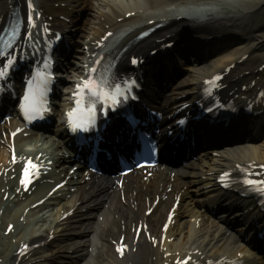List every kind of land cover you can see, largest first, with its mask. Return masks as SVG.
<instances>
[{
  "label": "bare ground",
  "instance_id": "6f19581e",
  "mask_svg": "<svg viewBox=\"0 0 264 264\" xmlns=\"http://www.w3.org/2000/svg\"><path fill=\"white\" fill-rule=\"evenodd\" d=\"M4 1L9 2L11 0H0V14L6 10ZM220 1L222 0H116L114 6L122 10V17L125 12H135V15L132 16L129 21L131 23H145L150 20H155L156 22L165 24L170 34H174L183 23H186L193 27L192 29L198 32L201 38H205L208 35L217 37L216 44L205 51L203 50V53H201L207 55V58H195L194 54L190 53L188 56L192 58L191 62H187L182 57L179 58L182 61L179 67L183 70H185L186 67L185 75L179 83H181V87H188L189 85V92H197L202 81L206 77L217 71L223 70L231 64L236 65V70L232 77L233 79L237 78L242 70L248 72L252 71L250 75L247 74V76H243L236 82L244 84L245 82L250 83L252 80H255L257 85H259L264 81V70L256 73L252 68L257 69L264 62V33L256 34V36L250 38L246 36L241 26L242 19L231 17L229 13H224V15L207 13L211 7H217ZM230 1L241 5L244 8L243 10H253L246 12L245 15L248 19L250 15L254 14V11L257 12L258 10L264 9V0ZM54 2L58 4L60 1L54 0ZM113 4L114 3L108 2L107 8L113 9ZM40 5L42 8H49L53 16L58 15L62 11L59 6H50L46 0H43ZM138 9H141V11L138 12ZM112 15L117 16V12H112ZM101 17L105 18V21L109 23L110 15L100 12V17L95 18L94 26H90L92 34H97L102 30V24H104L105 21L101 22ZM178 17L184 18L181 22H177L176 20ZM201 19L207 20L206 23L199 24ZM234 36L237 38L235 42L231 40ZM210 50L214 51L210 52ZM246 54H249V58L242 64H238V61ZM260 117H264V115ZM6 126V123H4L0 125V129H4ZM254 131L262 132L264 128ZM214 152L219 153V157H215L213 155ZM258 160H264V142L257 144L235 142L230 148L223 146L211 152L201 151L199 153V161L193 170L182 169L177 171L176 174L173 173L170 175L163 169H156L148 175L140 173L129 174L123 188L124 196L127 201H136V203L140 204L134 205L135 209H120V215L109 217V214L106 212L105 217L108 223L117 218L125 224V213L136 214V220H142L148 224L150 235L154 237L159 236L161 231L157 227V222L159 220H164L171 201L158 202L150 215H145V205H141L145 197L152 196L154 190L157 189V187H153L155 181H160L171 188L172 192L167 196L168 199L171 198L173 194L180 191L181 185L185 187H188V185L194 186L197 189L195 193L201 192L207 199H212L218 197L219 194V192H215L209 188L213 185L212 179L219 167L224 165V167L236 168L238 164L243 165L247 162H258ZM104 183V179H99L91 189H99ZM77 188L78 187H76V191L73 194L77 192ZM88 192L89 188H83L81 190L82 195H76L74 200L87 199ZM103 197L106 198L105 200L110 205L114 204V197L112 195L104 194ZM179 197L180 201L177 215H175L172 225L166 230L163 242L153 246L151 242L144 240L138 241L136 251L127 257L125 262L130 264H163L167 260V257H163V255L167 251L181 252L183 249L195 248L204 254L212 255L216 253H225L231 257L240 258V254L244 250L243 247L240 246V249H237L240 242L230 233L222 235L224 228L221 221H215L214 218H211L207 214L204 204H194L193 197L189 196L186 190H183ZM231 198L234 199L235 202H238L239 207L243 206L247 211H250L252 204L254 207L252 200H242L243 202H241L238 200L239 198L235 193L231 194ZM176 210L174 211L175 213ZM237 213H239V215L241 214L239 210ZM203 214L206 215V218L203 217ZM256 214L257 213H255V215ZM2 216L9 220L11 217L14 218L15 214L13 213L10 216V213L4 212ZM128 217L130 216L128 215ZM193 217H201L199 226L195 227L194 223L190 225L188 218L190 219ZM65 226L70 227L68 231L73 230L71 228L72 224L58 223L55 227V232H59L60 236L63 235V232L67 231V229H64ZM43 231L46 232V230ZM122 234H124V237L128 235L126 231H122ZM12 235L13 233H10L8 238ZM30 236H32L30 232L18 235L17 243L13 245L12 250L17 248L20 239H26ZM66 241L67 239H62L60 242L64 243ZM49 243L50 247L47 249L44 248L43 253L32 254L25 261L29 262L32 259L39 258V261L34 260L32 264H58V257L53 255L54 252L58 253V244L56 240H52ZM101 243L104 245V251L100 252L99 250L101 247L97 244L95 247L97 249L96 256H89L85 264H123L122 261L113 258L108 250L107 240H102ZM4 255L6 256L8 253H4ZM13 259L14 256L10 253L4 261L10 263ZM26 262L25 264H27Z\"/></svg>",
  "mask_w": 264,
  "mask_h": 264
},
{
  "label": "snow or ice",
  "instance_id": "6c2138e0",
  "mask_svg": "<svg viewBox=\"0 0 264 264\" xmlns=\"http://www.w3.org/2000/svg\"><path fill=\"white\" fill-rule=\"evenodd\" d=\"M13 61H8V67H11ZM95 72V70H93ZM6 74V70L0 69V77ZM86 94V95H85ZM123 90L120 85H115L113 88H109L106 83L97 81L96 79H88L83 82L82 85L77 86V108L73 113H69L70 121L73 124V130H83L87 132L89 126L95 115V103L99 101L101 104L116 105L120 101L118 97L123 96ZM42 95L39 85L36 89H30L29 94L24 97L25 106L24 112L27 118L31 119L29 113H37L41 110L39 96ZM88 101L87 107L84 106V102ZM21 183H24L22 180ZM250 185H255L254 181H247ZM260 184H264L261 181ZM262 194H264V188H257ZM117 251H123V248H118Z\"/></svg>",
  "mask_w": 264,
  "mask_h": 264
},
{
  "label": "rangeland",
  "instance_id": "374dc122",
  "mask_svg": "<svg viewBox=\"0 0 264 264\" xmlns=\"http://www.w3.org/2000/svg\"><path fill=\"white\" fill-rule=\"evenodd\" d=\"M217 9L220 10V13H222L223 15L224 13H229V16L231 17L242 18L243 21L241 25L245 28V33L249 37L256 36V27H260V29L258 30H260L262 33L264 32V11L262 13H260L259 10L257 12L254 11V16L250 15L251 17L249 19L244 18V14L247 11L253 10H243L244 8L241 5L235 2H231L230 0L220 1Z\"/></svg>",
  "mask_w": 264,
  "mask_h": 264
}]
</instances>
